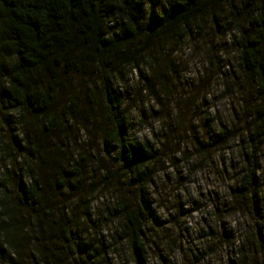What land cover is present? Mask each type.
I'll list each match as a JSON object with an SVG mask.
<instances>
[{
    "label": "trees",
    "instance_id": "16d2710c",
    "mask_svg": "<svg viewBox=\"0 0 264 264\" xmlns=\"http://www.w3.org/2000/svg\"><path fill=\"white\" fill-rule=\"evenodd\" d=\"M146 13L156 26L151 35L177 30L182 22L191 32L192 24L202 27L200 20L235 32L237 60L255 81L258 103L253 107L256 127L242 138L251 158L232 190L243 200L255 197L258 166L253 158L264 142V0H164L162 10L158 0H0V135L6 139L0 142V264H92L97 259L92 239L74 240L80 217L55 199L59 194L53 188L44 187V175L32 159L47 160L39 131L74 128L76 117L94 113L92 104L79 108L80 92L70 91L74 74L98 76L82 96L101 102L109 123L102 139L116 154L101 167L109 175L111 165L119 162L116 175L125 172L131 185L116 195L118 236L129 246L134 264L147 263L151 245L144 211L153 203L148 173L157 150L152 141L130 136L125 96L117 89L139 63L154 66L148 38L139 40ZM185 32L181 28L179 36ZM157 77L163 84L160 73ZM228 135L222 128V137ZM71 142L68 135L61 142L70 153L51 176L62 189L78 187L89 164L88 154L77 148L75 154ZM236 207L231 209L240 210ZM251 232L236 245L239 264H255L263 233L260 229L253 237ZM250 244L255 249L249 252Z\"/></svg>",
    "mask_w": 264,
    "mask_h": 264
},
{
    "label": "rangeland",
    "instance_id": "374dc122",
    "mask_svg": "<svg viewBox=\"0 0 264 264\" xmlns=\"http://www.w3.org/2000/svg\"><path fill=\"white\" fill-rule=\"evenodd\" d=\"M163 2L158 0V10ZM143 19L139 40L148 38L154 66L139 63L117 89L125 96L130 136L152 141L157 150L148 173L153 203L144 211L145 235L151 245L146 264H239L236 245L245 241L248 230L254 237L260 229L262 245L254 260L264 264V142L253 158L258 166L255 197L243 200L232 190L240 169L251 158V148L242 138L256 127L253 107L258 103L255 81L237 60L235 32L219 28L213 20H200L202 27L192 24L191 32L182 22L177 30L151 35L156 26L147 13ZM181 28L187 31L183 37L178 33ZM97 79V75H72L70 91L80 92L79 108L92 104L93 115L76 117L74 128L39 131L47 160L30 158L44 175V187L53 188L59 194L55 199L80 217L74 240L92 239L97 248L92 264H134L129 246L118 236L121 215L116 209L118 190L129 188L130 179L125 172L116 175L119 162L111 165L109 175L101 167L110 165L116 154L102 139L109 123L101 102L82 96ZM222 128L228 130L227 138L222 137ZM1 132H6L3 127ZM66 135L75 154L76 148L88 154L89 164L78 187L62 189L51 176L69 156L61 144ZM211 141L213 145L207 146ZM246 249L255 248L250 244Z\"/></svg>",
    "mask_w": 264,
    "mask_h": 264
}]
</instances>
